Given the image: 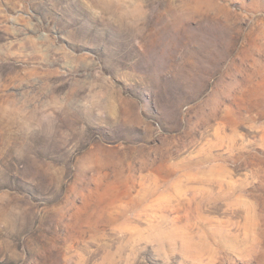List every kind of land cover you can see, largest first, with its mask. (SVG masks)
<instances>
[{"label":"rangeland","instance_id":"obj_1","mask_svg":"<svg viewBox=\"0 0 264 264\" xmlns=\"http://www.w3.org/2000/svg\"><path fill=\"white\" fill-rule=\"evenodd\" d=\"M0 264H264V0H0Z\"/></svg>","mask_w":264,"mask_h":264}]
</instances>
